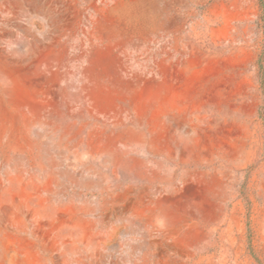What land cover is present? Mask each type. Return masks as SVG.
Instances as JSON below:
<instances>
[{
  "label": "rangeland",
  "instance_id": "rangeland-1",
  "mask_svg": "<svg viewBox=\"0 0 264 264\" xmlns=\"http://www.w3.org/2000/svg\"><path fill=\"white\" fill-rule=\"evenodd\" d=\"M0 264H264V0H0Z\"/></svg>",
  "mask_w": 264,
  "mask_h": 264
}]
</instances>
